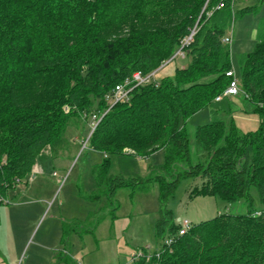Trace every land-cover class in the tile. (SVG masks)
I'll return each instance as SVG.
<instances>
[{
  "label": "trees",
  "instance_id": "obj_1",
  "mask_svg": "<svg viewBox=\"0 0 264 264\" xmlns=\"http://www.w3.org/2000/svg\"><path fill=\"white\" fill-rule=\"evenodd\" d=\"M237 1L0 0V208L42 154L61 151L72 119L96 115L87 145L107 157L93 170L97 193L86 198L108 196L116 210L119 188L160 184L159 248H142L132 264H264V33L241 59L238 94L259 115V128L241 132L233 119L200 125L195 163L186 130L204 108L231 113L229 96L216 100L232 79L231 46L223 38L236 16L256 8L235 11ZM193 30L185 67L136 86L128 100L107 99L135 72H157L175 59ZM159 150L165 163L146 178L110 173V156ZM186 178L202 180L190 198L243 199L248 212L191 222L180 234L167 201ZM256 196L262 209L254 210ZM73 231L65 225L62 240Z\"/></svg>",
  "mask_w": 264,
  "mask_h": 264
},
{
  "label": "rangeland",
  "instance_id": "obj_2",
  "mask_svg": "<svg viewBox=\"0 0 264 264\" xmlns=\"http://www.w3.org/2000/svg\"><path fill=\"white\" fill-rule=\"evenodd\" d=\"M245 6L256 8L242 17L236 16L227 32L232 36L231 60L238 79L242 57L255 48L264 33V3L238 0L234 10ZM186 65V59L179 55L164 64L156 77L173 75L177 67ZM228 99L230 114L222 109L204 108L187 121L193 163L198 159L195 132L200 125L233 119L241 132L259 128V115L249 111L251 107L242 96L233 95ZM91 121L72 119L61 151L57 155L42 154L33 174L9 192L0 208V264H57L60 256L69 257L66 264H132L142 248H159L155 228L162 205L159 183L149 184L144 191L119 188L114 197L116 210L108 196L86 198L97 193L93 170L107 157L84 145L93 133ZM110 157V173L114 175L146 178L154 168L165 163L163 150L148 157ZM201 183V178H186L168 199L167 207L178 222L197 223L223 213L248 212L249 205L243 199L229 203L218 196L190 198L191 191ZM262 208L256 196L254 210ZM65 225L76 229L67 242L62 240Z\"/></svg>",
  "mask_w": 264,
  "mask_h": 264
},
{
  "label": "built area",
  "instance_id": "obj_3",
  "mask_svg": "<svg viewBox=\"0 0 264 264\" xmlns=\"http://www.w3.org/2000/svg\"><path fill=\"white\" fill-rule=\"evenodd\" d=\"M236 0H233V3H235ZM224 7V3H220L219 6L217 7L218 9L223 8ZM196 33L195 30L192 31V33L186 37L183 41L182 47L177 51V53L174 55L173 58L177 57V56H182L184 57V52H183V48L185 47V45L190 44V42L193 39L194 34ZM223 41L227 44H231L232 42V36L231 35H226L223 38ZM227 76L231 77V82L230 85L227 87V89L223 92L222 95H219L216 100L220 101L222 100L224 97L226 96H233V95H238L241 91H240V84H239V79L236 75L235 70L232 68L230 71H228ZM157 75V72L154 71L150 74H143L142 72L138 71L135 72L131 77L127 78L123 83H120L116 86L115 90L113 91V93L111 95L107 96V99L109 101H111L113 104H115L118 101H124V100H128L131 91L139 85H143L146 83H149L150 81H152ZM91 127H92V132L95 130V128L97 127L100 119L97 118L96 115H93L91 118ZM90 137H88L86 139V141H84V145H87L88 140ZM182 224V229L180 230V234H183L185 232V230L189 229L191 222L190 221H179ZM136 256L133 258L135 259ZM79 264H82L81 262Z\"/></svg>",
  "mask_w": 264,
  "mask_h": 264
},
{
  "label": "crops",
  "instance_id": "obj_4",
  "mask_svg": "<svg viewBox=\"0 0 264 264\" xmlns=\"http://www.w3.org/2000/svg\"><path fill=\"white\" fill-rule=\"evenodd\" d=\"M36 167H37V164H36V166L34 167V170H35ZM38 170H40V168H39ZM33 172H34V171H33Z\"/></svg>",
  "mask_w": 264,
  "mask_h": 264
}]
</instances>
